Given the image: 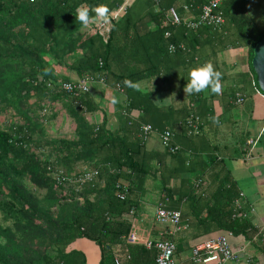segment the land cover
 Here are the masks:
<instances>
[{
    "label": "trees",
    "instance_id": "16d2710c",
    "mask_svg": "<svg viewBox=\"0 0 264 264\" xmlns=\"http://www.w3.org/2000/svg\"><path fill=\"white\" fill-rule=\"evenodd\" d=\"M207 1L129 0L117 21L82 32L78 7L105 5L110 13L126 1L0 0V114L11 113L0 126V264H86L81 252L67 248L81 238L99 246V264H114L120 245L127 264H137L139 255L156 264L155 248L125 243L133 227L123 216L137 210L149 192L170 200L194 198L195 183L206 187L214 167L222 164L214 154L202 158L178 141L197 140L209 111L203 92H183L184 70L203 64L197 50L207 51L210 37L222 40L219 49L247 46L250 62L264 37V7L256 9L263 15L255 16L252 6L257 0H226L220 7L224 25L218 28L190 30L167 21L170 8L181 19L195 18ZM169 45L183 49L170 54ZM82 77L93 79L87 93L63 90V84L79 85ZM125 80L136 85L150 80L153 92L172 89L182 97V118L156 134L169 129L175 152L159 139V149H147L151 137L143 141L140 127L158 121L159 110L152 92L125 86ZM110 88L125 96L116 127L109 126L100 103ZM85 171L94 175L81 184ZM217 181L214 205L203 220L195 209L194 217L237 234L247 228L233 217L239 192L230 175L221 173Z\"/></svg>",
    "mask_w": 264,
    "mask_h": 264
},
{
    "label": "crops",
    "instance_id": "0c3cea01",
    "mask_svg": "<svg viewBox=\"0 0 264 264\" xmlns=\"http://www.w3.org/2000/svg\"><path fill=\"white\" fill-rule=\"evenodd\" d=\"M84 28L83 26L82 29ZM213 39L210 37V41L207 42V51L202 48L197 50V56L200 55L199 61L211 62L216 70L221 72L222 91L219 94H213L210 90L203 92V99L209 109L203 119L205 123L203 131L197 140L188 142L179 139L178 141L186 145L185 147L193 148L196 154H200L202 158H205L207 154L219 157L220 163H222L220 164L221 168L220 165L214 167L206 187H195L196 192H193L192 195L194 198L185 199L184 196L181 200L179 197L170 200L164 195L149 192L141 200L137 210L133 209V215L131 217L124 215L123 218L132 222L131 233L139 239L136 244H144L145 247L146 241L155 242L168 239L175 245L173 256L175 264H196L191 256L193 247L226 231L217 229L213 222L201 223L202 221H198V217H194V209L198 211L203 220L206 216V208L211 207L215 202L212 196L217 195V177L221 173L228 174L233 179L238 194H242V197L237 199H239L243 211L247 213V218L243 219L247 223V228L243 231L240 230L237 234L232 232L229 243L237 254V260L226 264H245L247 258L251 260L252 264H264V243L262 241L264 236V93L261 92L256 81L257 76L251 66V52L248 47L231 46L219 49L218 46L222 45V40ZM195 66L197 65H190L189 69ZM180 76L182 75L180 74ZM71 78L77 79L76 75H71ZM138 84L137 88L140 91L152 92L150 99L159 110L160 119L153 123H147L153 129L154 134L146 145L149 150L159 149L156 134H159V131L169 122L172 123L173 120L182 118L181 108L184 107L182 106V97L176 93L172 94V89L153 92V82L150 80ZM120 92L110 88L107 92H103V99L100 102L105 103V114L109 116L110 127L120 126L119 108L125 99V96ZM237 94L244 99L241 106L235 104ZM113 98L118 102L111 106ZM106 105L109 107L106 108ZM241 116L243 121L239 125L236 121ZM192 177L193 175L189 176V178ZM151 184L150 182L149 185ZM178 190L180 193H184L181 184L178 185ZM158 209L179 212V230L173 232L174 228L170 224L158 223L156 221ZM67 248L81 252L85 257L86 264H99L101 253L99 246L94 242L81 238L75 240ZM115 250L116 255L113 257V263L116 256H121V263L127 264L128 262L124 260L127 255L124 248L120 245ZM120 250L121 252L124 250V253L119 256L117 251L120 252ZM141 259V255H139L135 263L154 264L153 261L148 262V257Z\"/></svg>",
    "mask_w": 264,
    "mask_h": 264
},
{
    "label": "built area",
    "instance_id": "2783aa9c",
    "mask_svg": "<svg viewBox=\"0 0 264 264\" xmlns=\"http://www.w3.org/2000/svg\"><path fill=\"white\" fill-rule=\"evenodd\" d=\"M125 4L119 8L118 10H114L109 13L110 15V22L117 21L118 16L122 10H124V6L127 4L129 5L130 3L128 0H125ZM152 2H158L160 0H151ZM226 0H208L206 4H204L201 9L200 13L197 15V17L193 18V16H188L186 18L181 19L180 15L174 8H170L167 11V21L175 24V25H180L183 24L185 25L188 29L190 30H197L201 26H210L214 28H218L224 23V17L221 13L220 7ZM184 11H188V7L184 6L183 7ZM109 22V23H110ZM105 23H92L88 27H85L82 29V32H86L89 30L92 26H103ZM108 24V23H106ZM81 32V33H82ZM171 46V50H170ZM183 49V46H174V45H169L168 47V52L170 54H173L176 49ZM92 77H82L80 79L79 85H73L71 83H65L63 84L62 88L64 91L68 93L75 92L74 89H79V93H87L89 91V84L92 82ZM244 99L242 96H237L236 99V104L239 106L243 103ZM122 115L125 117L127 116V112L122 111ZM130 114L128 115V120L131 121L130 119ZM198 118L194 119V122H192L191 128L193 129V132H197V123ZM191 123V122H190ZM191 131H189L190 133ZM154 134L153 129L151 126L147 124H143L140 127V137L142 138L143 141H147L151 135ZM174 136V134L169 130L165 129L160 135H159V141L163 147H169L170 152H175L178 147L171 148L169 146L171 138ZM93 173H90L89 171H85L82 173V178L79 180L80 183L84 182H91L93 178ZM201 181H197L195 183V187L197 188L199 183ZM78 184V183H75ZM238 197H242V194H239ZM120 200L124 199L123 195L119 196ZM239 199L234 201V208L235 212L233 214V217L235 218H241V219H246L247 218V213H245L241 207V204L239 203ZM251 212L253 210H250ZM133 210H131L127 216H132L133 215ZM156 221L160 224H170L174 229L173 232H176L179 230V222H180V213L177 211H167L164 209H158L156 212ZM232 237V232L231 231H226L216 237L207 239L203 242H200L196 244L193 249H192V260L196 264H226L227 262H234L237 260V254L235 251L232 250L230 243H229V238ZM262 241L264 243V236L262 237ZM139 242V239L137 238L136 235L133 233H130L126 237V243L127 244H136ZM144 245V244H143ZM145 247L147 248H155L158 251V254L156 256V264H175L173 260L174 252H175V245L171 240L165 239V240H159L155 242L151 241H146ZM126 259H129V256H125ZM114 264H122L120 257L116 256L114 260ZM245 264H252L251 260L247 258L245 260Z\"/></svg>",
    "mask_w": 264,
    "mask_h": 264
},
{
    "label": "clouds",
    "instance_id": "9594fccd",
    "mask_svg": "<svg viewBox=\"0 0 264 264\" xmlns=\"http://www.w3.org/2000/svg\"><path fill=\"white\" fill-rule=\"evenodd\" d=\"M91 13H94L95 15L93 16ZM75 18L76 21L84 27H88L90 24L96 22L105 24L110 22L109 9L105 5H97L92 8L78 7L76 9ZM221 76V72L217 71L211 62H205L192 67L188 70L187 83L183 87V92L185 95H194L210 90L213 94H219L223 87L221 83ZM123 83L128 87H138V85L129 80H125ZM117 102L118 101L113 98L112 103ZM150 137H152V135Z\"/></svg>",
    "mask_w": 264,
    "mask_h": 264
},
{
    "label": "water",
    "instance_id": "95a60500",
    "mask_svg": "<svg viewBox=\"0 0 264 264\" xmlns=\"http://www.w3.org/2000/svg\"><path fill=\"white\" fill-rule=\"evenodd\" d=\"M251 66L257 76L258 86L264 93V37L253 48Z\"/></svg>",
    "mask_w": 264,
    "mask_h": 264
},
{
    "label": "rangeland",
    "instance_id": "374dc122",
    "mask_svg": "<svg viewBox=\"0 0 264 264\" xmlns=\"http://www.w3.org/2000/svg\"><path fill=\"white\" fill-rule=\"evenodd\" d=\"M128 2H129V0H128ZM253 10H255L254 11V13H255V16H258V15H263L261 12H259L258 13V10H256V9H258V8H262V7H264V0H257V1H255L254 3H253ZM256 22L257 23H259V18H258V20H256ZM256 81H257V77H256ZM237 96H240V95H236V97H235V104H236V99H237ZM30 102H31V100H30ZM237 105V104H236ZM242 105V104H241ZM241 105H239V106H241ZM111 106H113V104H111ZM105 107V106H104ZM109 106L108 105H106V108H108ZM9 114H11L10 112H7L6 114H0V126H2V125H4L5 124V121H7V120H9ZM242 116H244L243 114H242ZM242 116H241V118L239 119V120H237L236 122L240 125L241 123H242V121H243V118H242ZM13 121H16V117H15V119L13 120ZM65 121V120H64ZM58 126V124L56 125V123H54L53 125H52V131H54L55 129H56V127ZM67 126V125H66Z\"/></svg>",
    "mask_w": 264,
    "mask_h": 264
},
{
    "label": "bare ground",
    "instance_id": "6f19581e",
    "mask_svg": "<svg viewBox=\"0 0 264 264\" xmlns=\"http://www.w3.org/2000/svg\"><path fill=\"white\" fill-rule=\"evenodd\" d=\"M87 95V94H86Z\"/></svg>",
    "mask_w": 264,
    "mask_h": 264
}]
</instances>
